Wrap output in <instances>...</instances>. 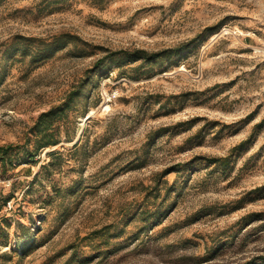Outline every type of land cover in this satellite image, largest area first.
I'll return each mask as SVG.
<instances>
[{
  "label": "rangeland",
  "instance_id": "rangeland-1",
  "mask_svg": "<svg viewBox=\"0 0 264 264\" xmlns=\"http://www.w3.org/2000/svg\"><path fill=\"white\" fill-rule=\"evenodd\" d=\"M0 264H264V0H0Z\"/></svg>",
  "mask_w": 264,
  "mask_h": 264
}]
</instances>
